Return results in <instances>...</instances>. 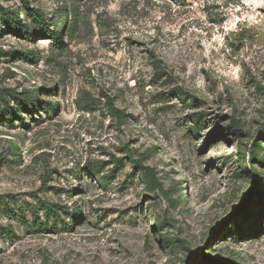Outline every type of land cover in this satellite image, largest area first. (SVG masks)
Masks as SVG:
<instances>
[{
  "label": "rangeland",
  "instance_id": "374dc122",
  "mask_svg": "<svg viewBox=\"0 0 264 264\" xmlns=\"http://www.w3.org/2000/svg\"><path fill=\"white\" fill-rule=\"evenodd\" d=\"M0 264H264V0H0Z\"/></svg>",
  "mask_w": 264,
  "mask_h": 264
},
{
  "label": "trees",
  "instance_id": "16d2710c",
  "mask_svg": "<svg viewBox=\"0 0 264 264\" xmlns=\"http://www.w3.org/2000/svg\"><path fill=\"white\" fill-rule=\"evenodd\" d=\"M23 5L26 7V9H29V4H30V0H21ZM72 14V12H71ZM29 15L34 18L38 24H40L42 31L44 33L45 36L54 39L56 41L61 39V34L59 32V28L57 26H55V28L53 30H51L50 28V22L47 21V18L45 16V14L43 12H41L40 10H29ZM67 20V18H66ZM5 25L6 28H8L15 36L17 37H27L26 33H30V34H34V32L30 31L29 27L23 24H17L14 20H12V18H5ZM14 94V92L12 91L10 94ZM111 106V110L114 111V114L119 118V119H125L127 117V115H125L123 112L116 110L112 105L113 104H109ZM36 106L31 104V103H26L24 110L27 112H34L35 111ZM49 110V109H48ZM10 119H14L13 117H21L20 116V112H12V114L9 115ZM203 127L202 125V121L198 122L194 128H196V131H200L201 128ZM147 174L151 175L153 177L152 174V170L151 169H147ZM55 207L54 206H49L47 208V213L50 214H55Z\"/></svg>",
  "mask_w": 264,
  "mask_h": 264
}]
</instances>
